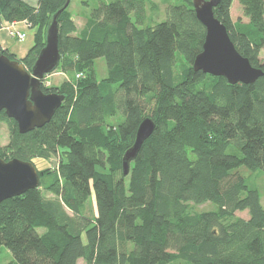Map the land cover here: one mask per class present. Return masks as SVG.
Listing matches in <instances>:
<instances>
[{
    "label": "trees",
    "instance_id": "trees-1",
    "mask_svg": "<svg viewBox=\"0 0 264 264\" xmlns=\"http://www.w3.org/2000/svg\"><path fill=\"white\" fill-rule=\"evenodd\" d=\"M235 1L248 24L233 20ZM146 2L103 4L81 31L70 3L58 18L57 69L76 85H44L64 103L27 134L0 113L9 130L1 159L59 160L56 169L38 170V189L0 204V248L12 264H264V207L244 172L264 173V76L231 85L195 72L206 29L193 0H169L166 19L153 26ZM66 3L0 0V30L24 21L35 30L22 59L1 43L0 53L30 72ZM214 14L237 51L264 72V0H222ZM100 58L102 80L92 68ZM146 118L155 131L124 176L123 157ZM93 195L96 216L88 215ZM191 204L216 209L193 213Z\"/></svg>",
    "mask_w": 264,
    "mask_h": 264
},
{
    "label": "water",
    "instance_id": "water-1",
    "mask_svg": "<svg viewBox=\"0 0 264 264\" xmlns=\"http://www.w3.org/2000/svg\"><path fill=\"white\" fill-rule=\"evenodd\" d=\"M72 0L58 11L46 32L45 47L29 72L22 63L0 53V113L13 119L21 134H27L48 124L65 100L64 95L46 94L44 79L52 74L61 60L59 50L60 14ZM222 0H193L198 21L206 29L202 52L196 57L193 69L214 77L225 78L229 84H254L264 72L251 65L232 42L226 26L215 17L214 9ZM156 125L146 118L139 126L133 146L123 157V175L128 176L130 165L143 144L153 135ZM40 174L33 163L18 159L0 158V204L40 187Z\"/></svg>",
    "mask_w": 264,
    "mask_h": 264
},
{
    "label": "rangeland",
    "instance_id": "rangeland-1",
    "mask_svg": "<svg viewBox=\"0 0 264 264\" xmlns=\"http://www.w3.org/2000/svg\"><path fill=\"white\" fill-rule=\"evenodd\" d=\"M30 4L36 3V0H28ZM113 0H73L71 3L70 10L73 15V20L77 26L78 31H81L87 22V18H89L93 12L99 8L103 4H109ZM146 7H145V16H146V22L147 24H151L152 26L156 22H160L162 20L166 19V10L168 7L171 5L169 3V0H146ZM232 18L234 21L237 20H242L243 23H249L248 17L244 14L243 8L240 5L238 1H235L232 7ZM148 24V25H149ZM10 29L11 27H6V32L10 36ZM18 29L27 34L26 40L24 42H20L17 39H14L10 36V40H15L19 42L18 44L21 45V47H25L30 43V48L29 50L33 47L34 45V35H35V30H29V29H23V26H18ZM1 32L0 33V40L3 41L4 39H7L5 35L6 33ZM14 42V41H13ZM261 61L264 63V49L261 52L260 55ZM186 67V64L180 61L179 64V70H184ZM94 69L95 75L98 80H102L106 77L107 75V65L104 59L100 58L97 59L94 62V66L92 67ZM45 86L46 87H60L63 83L69 82L70 84H73L74 86L76 85V80L73 81V79L68 76L66 73L62 72L60 68L55 70L52 74L48 75L44 79ZM111 125L116 124L115 119H111L108 122ZM0 142L3 146H6L9 142V130L6 124L2 123L0 125ZM59 160L58 158H53L50 161H46L43 159H36L34 161V164L37 168V170H45V169H56L58 166ZM245 172V176L248 178V181L252 187H257L260 191L261 195V203L264 207V173H256L252 174L249 172ZM51 197L50 195H48ZM213 206V207H212ZM215 210L216 206L213 204H205L201 206H195V205H190V211L193 213H201L203 211H209V210ZM88 215L90 216H96L97 215V205L95 201V197L93 195L91 202L88 205ZM238 217H242L244 219H248V213L247 212H242V213H237ZM14 263L13 256L11 252L5 248L1 247L0 248V264H12ZM78 264H86L83 260H80Z\"/></svg>",
    "mask_w": 264,
    "mask_h": 264
},
{
    "label": "crops",
    "instance_id": "crops-1",
    "mask_svg": "<svg viewBox=\"0 0 264 264\" xmlns=\"http://www.w3.org/2000/svg\"><path fill=\"white\" fill-rule=\"evenodd\" d=\"M24 1L29 3L28 0H24ZM38 1L39 0H36V3H34V4L29 3V4L32 6H36L38 4ZM10 25H11L10 23H4L3 28L0 30V33L4 32L6 30V27L10 28ZM23 29H24V27H23ZM5 33H6L5 35H7L6 36L7 39H4L3 41L0 40L2 47L4 49L9 50L12 54L16 55V57L18 59H22L23 57H25V55L27 54V52L29 51V48L31 46L30 43L28 45H26L25 47H21V45L18 44L19 42L15 41L13 39L10 40L11 39L10 36L7 34L6 31H5ZM33 41H34V39H33Z\"/></svg>",
    "mask_w": 264,
    "mask_h": 264
},
{
    "label": "built area",
    "instance_id": "built-area-1",
    "mask_svg": "<svg viewBox=\"0 0 264 264\" xmlns=\"http://www.w3.org/2000/svg\"><path fill=\"white\" fill-rule=\"evenodd\" d=\"M18 26H23L25 29H29L31 28L30 24L26 21L24 22H15V23H12L10 25L11 29H10V36L14 39H17L18 41L20 42H24L26 40V37H27V34L21 32L19 29H18ZM79 78H82V75H78L77 76V79Z\"/></svg>",
    "mask_w": 264,
    "mask_h": 264
},
{
    "label": "clouds",
    "instance_id": "clouds-1",
    "mask_svg": "<svg viewBox=\"0 0 264 264\" xmlns=\"http://www.w3.org/2000/svg\"><path fill=\"white\" fill-rule=\"evenodd\" d=\"M44 85H45V82H44Z\"/></svg>",
    "mask_w": 264,
    "mask_h": 264
}]
</instances>
